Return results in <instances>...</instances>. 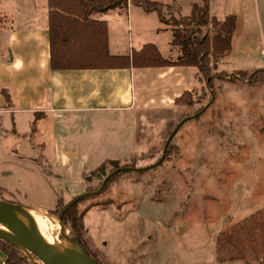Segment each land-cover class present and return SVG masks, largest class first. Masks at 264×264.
Listing matches in <instances>:
<instances>
[{"label": "rangeland", "instance_id": "374dc122", "mask_svg": "<svg viewBox=\"0 0 264 264\" xmlns=\"http://www.w3.org/2000/svg\"><path fill=\"white\" fill-rule=\"evenodd\" d=\"M177 1L179 6L162 10L171 24L203 3ZM208 5L219 20L237 17L232 51L210 79L199 74V88L168 109L136 117L123 112L17 117L18 133L25 137L0 127V201L44 207L55 217L73 198L98 191L117 170L138 169L112 175L100 194L75 205L83 242L98 264H261L249 256L219 263L217 238L264 209V0ZM46 9L47 0H0V15L13 20L0 18V25L39 27ZM137 31L133 26L132 42ZM163 38L159 49L168 58L171 44ZM241 71L259 72L263 79L251 84V77L237 75ZM184 120L165 159L151 168ZM34 211L53 219L44 209Z\"/></svg>", "mask_w": 264, "mask_h": 264}, {"label": "crops", "instance_id": "0c3cea01", "mask_svg": "<svg viewBox=\"0 0 264 264\" xmlns=\"http://www.w3.org/2000/svg\"><path fill=\"white\" fill-rule=\"evenodd\" d=\"M153 1L179 6L177 0ZM209 13L217 18L210 8ZM97 17L108 23L112 55H129L150 44L147 42H154L159 49L162 37L171 44L172 31L160 23L158 15L145 14L131 3L125 10ZM0 18L3 23L13 22L6 14ZM43 20L44 24L29 30L14 25L6 29L0 25V127L8 126L13 137L27 135L18 133L16 120L25 114L48 118L49 114L123 112L136 117L143 111L168 109L183 93L201 86L199 72L194 67L52 71L48 3ZM133 26L138 29L135 42L130 38ZM112 27L115 28V44H112ZM151 36L157 40L146 39ZM178 55V50L171 46L168 58L175 60ZM5 258L0 251V264Z\"/></svg>", "mask_w": 264, "mask_h": 264}, {"label": "trees", "instance_id": "16d2710c", "mask_svg": "<svg viewBox=\"0 0 264 264\" xmlns=\"http://www.w3.org/2000/svg\"><path fill=\"white\" fill-rule=\"evenodd\" d=\"M202 2L193 4L189 16L179 15L171 24L162 15V10H169L171 6L153 0H48L50 68L52 71H79L194 67L208 80L211 71L218 69L220 61L232 51L237 17L230 15L219 20L210 15L209 0ZM130 3L145 14H157L160 23L170 28L171 46L179 53L175 60L163 57L154 44H146L125 56L110 53L108 23L97 16H104L114 10H125ZM237 75L244 79L251 77V84H257L263 79L257 77L259 72L250 76L241 71ZM4 95L7 102H10L5 92ZM185 95L183 93L181 98ZM75 205L64 215L62 223L74 232L88 253ZM58 214L55 213L56 216ZM217 248L219 263L237 262L248 256L263 263L264 209L229 231L222 232L217 238ZM0 251L6 257L3 264H34L9 242L0 240Z\"/></svg>", "mask_w": 264, "mask_h": 264}, {"label": "water", "instance_id": "95a60500", "mask_svg": "<svg viewBox=\"0 0 264 264\" xmlns=\"http://www.w3.org/2000/svg\"><path fill=\"white\" fill-rule=\"evenodd\" d=\"M186 121L187 120L182 121L169 136L163 150L162 158L156 164L151 166V168L158 167L165 159L170 143L179 128ZM124 171L138 172L142 170L124 168L117 170L114 174ZM112 175L105 179L98 191L84 193L77 196L60 209L58 216H55L54 218L58 221L61 228H66L62 223V219L68 210L81 199L100 194ZM28 209L30 208L27 206L0 201V240L9 242L20 249L34 264H72L64 259L62 255H60V253L45 239L38 222L28 212ZM72 245L78 252L79 257L84 264H96L94 259L83 248L80 239L77 236L74 238Z\"/></svg>", "mask_w": 264, "mask_h": 264}, {"label": "bare ground", "instance_id": "6f19581e", "mask_svg": "<svg viewBox=\"0 0 264 264\" xmlns=\"http://www.w3.org/2000/svg\"><path fill=\"white\" fill-rule=\"evenodd\" d=\"M44 209L46 213L50 214L44 207L30 208L28 212L33 215L35 220L45 237V239L62 255L64 259L72 264H84L80 259L78 252L72 245L75 235L66 228H61L58 221L50 214L53 219L41 216L34 211V209Z\"/></svg>", "mask_w": 264, "mask_h": 264}, {"label": "built area", "instance_id": "2783aa9c", "mask_svg": "<svg viewBox=\"0 0 264 264\" xmlns=\"http://www.w3.org/2000/svg\"><path fill=\"white\" fill-rule=\"evenodd\" d=\"M262 56L264 57V51L262 52Z\"/></svg>", "mask_w": 264, "mask_h": 264}]
</instances>
